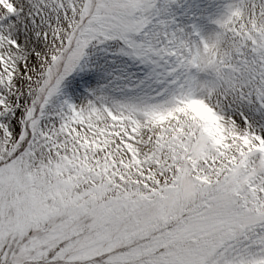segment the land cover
<instances>
[{"label": "snow or ice", "instance_id": "snow-or-ice-1", "mask_svg": "<svg viewBox=\"0 0 264 264\" xmlns=\"http://www.w3.org/2000/svg\"><path fill=\"white\" fill-rule=\"evenodd\" d=\"M0 264H264V0H0Z\"/></svg>", "mask_w": 264, "mask_h": 264}]
</instances>
